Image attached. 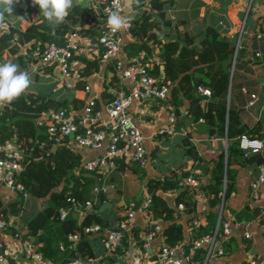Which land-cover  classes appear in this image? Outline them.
Here are the masks:
<instances>
[{"label": "crops", "instance_id": "1", "mask_svg": "<svg viewBox=\"0 0 264 264\" xmlns=\"http://www.w3.org/2000/svg\"><path fill=\"white\" fill-rule=\"evenodd\" d=\"M123 2V13L131 19L132 23L134 19L135 22H138L136 18L140 16L139 9H148V0H123ZM76 4L81 12L78 20L72 21L65 17L62 22L68 24V29L83 25L87 18H92L95 25L100 23L101 13L96 0H79V2L73 0V5ZM19 9L22 10L19 12ZM26 9H29V12L24 15ZM152 18L156 24L154 27H148V30L149 32H157L158 41L147 38L144 32L133 33L131 31L127 33L121 30L120 49L122 56L126 57L122 51L124 44L135 39L147 40L150 48V53H147L148 61L151 68L154 64L158 65L160 72H162L163 65L161 58L163 44L177 40L179 41L178 45H180L186 41L184 34L198 47L200 46V38L204 34V28L209 25L215 27L223 36L239 39L241 42L238 53L239 64L235 69L229 98L230 102L238 108L239 125L245 126V130L248 132L254 130L258 133V138L263 141L262 150L258 153L264 156V90L262 91L264 85V0H168L160 13H155ZM163 20H168V23L164 24ZM32 22H35L36 29L40 32H43L48 25L57 26L44 17L39 5H34L32 0H18L13 5L11 13H4L3 19L0 20V37L9 33L11 35L10 45L15 44L16 51L4 48L0 53V64L7 62L17 64L20 71H26L29 74L31 84L26 91L46 94L58 100H70L72 98L83 100L87 93L81 89L82 87L78 88L77 85L75 88L63 86L57 67L55 65L43 66L40 63V53L43 48L39 38L33 37L25 42L17 41L18 32L27 29ZM94 27L95 32L97 30L99 32L98 25ZM256 52L259 53L258 56H255ZM21 56L25 59L22 60ZM53 75L57 79L60 77L62 89L60 87L59 92H57L56 87L49 88L51 85H47ZM195 75L198 78L202 74L197 71ZM39 77L40 80H38ZM109 77V70L107 71V68L104 69L103 67L91 73L87 79L91 84L89 94L99 95L102 92L103 82ZM112 80H116V78L112 76ZM39 81L43 84L40 85ZM50 89L53 90V93H50L52 92ZM186 93L180 91L172 94L169 92L165 99L133 102L129 107L134 124L143 133L148 162L141 167L135 161L121 158L116 169L110 172L103 169L98 172L96 183L113 181L116 184L115 189H111L103 195L105 199L102 202L109 201L111 206L104 210L98 209L112 226L124 211L126 204L132 201L139 202L148 193L147 182L149 178L171 176V179L176 180L175 187L157 191L164 201L163 208H161L162 212L166 208L178 209L175 197L184 189L178 185L181 176L200 169L204 179L210 178L211 180L212 166L217 162L218 152L224 151L226 140L224 134L210 135L206 128L205 119L201 121L194 118L196 106L205 108L207 100L201 99L199 96L201 93L197 90ZM251 94H255L254 102L261 94L262 98L258 105L250 106ZM195 96H197L196 100ZM171 114L175 116V132L168 134L162 130L169 123ZM73 148L81 154V159L84 160L97 154H103L106 143L97 150L81 146H74ZM232 168L235 170L234 189L225 203V215L232 218L231 232L223 241L226 253L223 256L213 258L210 264H245L249 257L256 258L258 264H264V181L253 193L250 186V181L264 168V162L258 164L254 162L239 163L233 165ZM5 194H10L11 198H5ZM98 197L99 195L93 196L94 205L99 203ZM14 198H20L18 193L0 184L1 202L5 205ZM49 201L48 196L24 198L23 207L19 214L10 215L5 224H11L9 232L4 229L5 226L0 228V240L11 246L13 259L19 264L27 262V259L23 257L19 240L13 236V232L25 231L26 219L46 206ZM197 203V207L191 213L186 214L183 212L184 209H178L180 212L177 219L183 224L186 239L187 224L193 214L198 212L201 200ZM206 205L207 212L209 210L207 200ZM90 208L83 212L90 211ZM242 210L248 212H239ZM75 216L80 219L77 214ZM143 222L144 220L139 214L133 218L131 228L124 234L125 241L121 246L122 252L120 253L117 251L114 254L113 252H105L100 234L89 236L94 255L87 260H102L101 258L107 254H113L116 256V260H107L112 264H138L135 253L138 252L137 243L142 236ZM161 224L163 226V222ZM246 234H249V237ZM163 241L164 238L159 233L152 239L150 251L152 250L154 253ZM60 243L63 242L58 241L57 248ZM63 252L58 248L52 258L45 256L44 258L57 264L61 260L58 259L64 257L59 255Z\"/></svg>", "mask_w": 264, "mask_h": 264}, {"label": "trees", "instance_id": "2", "mask_svg": "<svg viewBox=\"0 0 264 264\" xmlns=\"http://www.w3.org/2000/svg\"><path fill=\"white\" fill-rule=\"evenodd\" d=\"M148 2V9H139L140 16L136 18L138 22H135V19L133 20L131 31L133 33L144 32L147 38H153L155 41L158 39V34L157 32H149L148 27H154L156 23L152 16L155 13L159 14L160 10L163 9V5L168 3V0H149ZM21 10L19 9L18 11L20 12ZM28 12L29 9H26L24 15H27ZM80 13L79 6L77 4L73 5L68 11L66 18L77 21ZM162 22L166 24L168 20H163ZM66 30H68V24L65 22L57 26L48 25L43 32H40L37 31L35 22H32L27 29L18 32L17 41L25 42L36 37L40 39L43 48L45 41L55 40L56 42H61L62 35ZM98 34V30L97 32H95V29L91 30L93 37ZM184 36L186 41L180 45H178L179 41L177 40L163 44L161 53L163 65L161 70L165 79L171 82L169 92L172 94L180 91L186 93L187 91L196 90L198 85L209 88L211 96H215L216 100H207L205 108L197 105L196 111H194V118L196 120L199 118L205 119L206 128L210 135L215 133L224 134V123L226 118H228L227 137L229 140L231 139L230 141L228 140L226 156H224V151L218 152L216 156L217 162L212 166L211 180L210 178L204 179L202 174V188L208 193L209 210L206 212L207 222L197 228H190L187 239L184 235L183 224L177 219L180 211L176 208H166L162 212L161 208H163L164 201L157 192L160 189L175 187L176 180L171 179V176H163L161 178H149L147 182V191L151 199L150 211L154 218H158L163 222L161 235L164 241L169 245L182 242V247L187 253L192 247L194 239L205 233L212 232L215 228L224 174L226 179L224 190L226 203L227 198L234 189L233 178L235 170L232 166L245 162L262 163L264 162V156L259 153H254L247 157L243 156V152L238 145L239 135L235 132L237 127L241 134L258 137V133L254 130L248 132L245 130V126L239 125L238 108L230 102L229 98L234 82L235 69L237 64H239V47L236 49L237 38L223 36L215 27L210 25L204 28L199 47L193 44V41L185 34ZM10 38L11 35L9 33H5L0 37V53L4 48L16 51L15 44L10 45ZM141 50H145L148 54L150 53L147 40L135 39L129 41L124 44L122 49L123 54L127 58L136 57ZM20 58L22 60L25 59L23 56ZM83 60L85 65L81 73L84 79L76 82L78 88L83 87L87 77L99 68L98 60H89L87 58H83ZM150 71L153 74L160 72L156 64L153 65ZM197 71L202 74L198 78L195 75ZM194 98L196 100L197 96ZM80 99L58 100L46 94L25 91L13 102L0 109V145L8 139L15 138L24 147L25 169L20 175V179L28 193L27 197L39 198L48 196L50 200L46 206L26 219V230L20 232L21 236L30 239L34 244L38 245L37 248L46 258H52V255L58 249V241L66 244V235L68 233L80 232L81 234L75 246L64 251L66 255L58 264L61 261L70 259L87 261L88 258L93 257L94 249L89 236L98 233L84 234L82 227L94 223L99 224L102 228L112 227L111 223L98 210L101 202L105 199L103 197L104 193H98L99 203L93 204L94 194L91 190L96 184L98 172L82 168L80 163L81 154L68 144L58 143L56 149L51 151L54 141L45 131L44 126L38 125L36 122L42 111L50 107H64L69 105V103L78 106L83 102ZM231 121H233V124H231ZM194 192V187L186 186L175 197L176 205L180 202L184 203L183 212L186 214L191 213L198 205L197 201L193 199ZM67 197L75 198L80 205L84 204L85 200L91 199L90 211H86L78 220L75 216L76 213H72L73 211L70 210L65 218L60 219L58 206L65 205ZM24 198L26 197L14 198L5 205L0 200V218L5 223L8 222L10 215L19 214L23 207ZM239 212L248 211L242 210ZM10 226L11 224L5 225L4 229L9 232ZM124 241L123 237L121 244ZM116 251L122 252V247L116 248L113 254ZM113 254H107L100 261H115L116 256ZM202 254V248L194 249V257L199 258Z\"/></svg>", "mask_w": 264, "mask_h": 264}, {"label": "built area", "instance_id": "3", "mask_svg": "<svg viewBox=\"0 0 264 264\" xmlns=\"http://www.w3.org/2000/svg\"><path fill=\"white\" fill-rule=\"evenodd\" d=\"M149 1V0H148ZM100 9V23L96 24L99 34L91 35V30L96 26L92 18H87L83 25L68 29L62 35V41L48 40L40 53V63L43 66L55 65L59 71V76L63 86L75 88L76 82L84 79L81 70L85 65L83 58L98 60L100 67L109 68L110 77L105 80L102 92L95 95L91 92V84L85 81L83 91L87 96L82 104L74 106L72 103L59 108L50 107L44 110L37 117V124L42 125L45 131L54 141L53 143L68 144L71 147L81 146L97 150L106 143L103 154L94 155L88 159H81V167L85 170H96L97 172L107 169L110 172L118 167L119 160L129 159L135 161L143 167L148 162V154L143 142V133L134 124L129 107L133 102H144L154 99H165L170 91L171 82L165 79L163 72L151 73V64L148 61L147 53L141 50L136 57L127 58L121 54V30L112 32L107 25L108 12L119 10L124 15L123 0H96ZM149 7V2L147 3ZM126 16V15H124ZM127 17V27L122 31L130 33L132 21ZM240 47L237 39L236 49ZM255 55H259L258 52ZM112 76L116 80H112ZM196 90L206 96H211L209 88L198 85ZM254 98L255 94H251ZM250 99L249 104L253 103ZM7 104L0 106V109ZM203 121V118H199ZM229 126L228 118L224 123L225 148L224 156L227 153V130ZM171 134L175 132V116L171 114L169 123L162 130ZM239 148L243 156L258 153L262 150L263 141L254 136L241 134L238 138ZM24 147L15 138L6 140L0 145V184L18 193L21 197H27L28 193L20 175L25 169ZM264 181V172L261 170L256 177L250 181L252 192L260 183ZM202 172L196 169L191 174L181 176L178 185L181 188L191 186L195 188L193 199L197 202L201 200L198 212H195L187 224L186 234L189 229L197 228L206 224V200L208 193L202 188ZM226 186L225 174L220 193V202L217 207V221L215 228L210 233H205L192 241V247L186 253L182 247V242L173 245L163 241L162 244L150 251V244L162 231V224L158 218H154L150 211L151 199L147 193L139 202L132 201L126 204L124 211L117 218L112 227L102 228L99 224H90L82 227L84 234H102V243L105 252L111 253L116 248L122 246L121 242L126 231L132 226L133 218L139 214L144 222L142 236L138 241V252L136 259L138 264H210L215 257L223 256L226 250L223 241L231 232L232 218L225 215L224 190ZM113 181L96 183L92 187V193H106L115 189ZM5 198H11L10 194H5ZM65 205L58 206L59 218H65L69 211L76 213L78 217L83 211L90 208L92 200H85L80 205L75 198L67 197ZM224 207V210H223ZM178 209H184L183 202L177 204ZM79 220V219H78ZM5 221L0 218V228L5 226ZM80 232H72L66 235L67 243H60L58 248L65 251L74 247L80 239ZM13 236L19 240L23 257L27 262L21 264H55L47 261L43 253L30 239L23 238L18 231L13 232ZM162 236V235H161ZM249 237V234H246ZM203 249L201 257H194V249ZM13 249L11 246L0 240V264H19L14 261ZM58 264V263H57ZM59 264H112L100 259H90L81 261L70 259L61 261ZM229 264V263H228ZM245 264H258L254 257H249Z\"/></svg>", "mask_w": 264, "mask_h": 264}, {"label": "clouds", "instance_id": "4", "mask_svg": "<svg viewBox=\"0 0 264 264\" xmlns=\"http://www.w3.org/2000/svg\"><path fill=\"white\" fill-rule=\"evenodd\" d=\"M18 0H0V20L5 12L11 13L13 5ZM79 2V0H77ZM34 5H39L44 17L52 24L58 25L65 20L68 9L73 6V0H32ZM115 5L116 0H113ZM107 25L112 32H117L127 27V17L120 11H108ZM258 56V55H255ZM31 84V79L26 71H20L17 64L7 62L0 64V106L8 104L23 94ZM264 171V168H262Z\"/></svg>", "mask_w": 264, "mask_h": 264}, {"label": "water", "instance_id": "5", "mask_svg": "<svg viewBox=\"0 0 264 264\" xmlns=\"http://www.w3.org/2000/svg\"><path fill=\"white\" fill-rule=\"evenodd\" d=\"M264 90V85L262 86V91ZM200 98L201 99H204V100H211V101H215L216 100V97L215 96H206V95H203V94H200ZM261 94L258 95L257 97V100L250 105V106H254V105H258L261 101ZM231 124H233V121H231ZM235 132L237 135H240L241 131L238 129V128H235ZM57 147V144L56 143H53L52 146H51V151H54ZM111 206V203L109 201H105V202H102V204L99 206V210H104L106 207H110Z\"/></svg>", "mask_w": 264, "mask_h": 264}, {"label": "rangeland", "instance_id": "6", "mask_svg": "<svg viewBox=\"0 0 264 264\" xmlns=\"http://www.w3.org/2000/svg\"><path fill=\"white\" fill-rule=\"evenodd\" d=\"M109 70V68H107V71ZM55 74V73H54ZM38 80H40V77H39V79ZM40 82V81H39ZM57 82H59V83H57ZM41 84H43L42 82H40V85ZM51 85V86H49V88H57V90L61 87L60 86V77H59V79H57L56 78V76L55 75H53L52 76V79L50 78V80L48 81V83H47V85ZM61 89H62V87H61ZM50 90H52V89H50ZM64 90V89H63ZM57 92H59V90L57 91ZM49 93V92H48ZM50 93H53V90H52V92H50ZM56 93V92H55ZM56 95H58V94H56ZM251 99H255V97L253 98L252 96H251ZM253 193V192H252ZM223 210H224V207H223ZM124 237V236H123ZM122 245V244H121ZM60 256H65L66 255V253L65 252H63V253H61V254H59ZM25 258V257H24ZM63 257H60L58 260H60V259H62ZM57 260V261H58Z\"/></svg>", "mask_w": 264, "mask_h": 264}]
</instances>
